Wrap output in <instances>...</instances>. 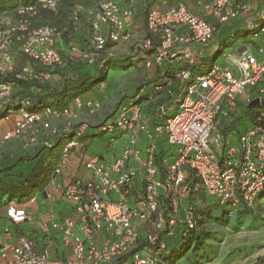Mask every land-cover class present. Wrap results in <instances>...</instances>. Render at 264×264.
<instances>
[{
	"label": "built area",
	"instance_id": "1",
	"mask_svg": "<svg viewBox=\"0 0 264 264\" xmlns=\"http://www.w3.org/2000/svg\"><path fill=\"white\" fill-rule=\"evenodd\" d=\"M123 1L125 7L120 6ZM135 1L101 2L91 12L89 40L84 46L71 44V56L109 71L107 62L115 55L108 49L130 43L131 56L146 68L166 66L165 84L154 83L143 103H122L110 122L98 126L99 132L108 134L115 161L101 162L104 155L87 158L86 178H72L62 188L72 213L58 219L52 215L42 223L41 245L24 237L10 246L6 264H164L172 239L178 233L184 238L197 228L195 206L201 204L202 193L223 206L229 218L240 208L256 210L258 204L264 218V88L258 90L256 105L251 106L254 98L245 99V109L253 113L251 125L236 143H226L219 128V118L236 111L235 98L261 82L264 60L245 47L239 53H225L224 67L191 70L198 63L194 47L205 45L216 25L182 2L151 6L145 23L148 35L136 38L125 29ZM59 4L60 0H30L0 12V145L26 137L31 146L39 142L48 146L49 137L60 140L52 183L84 139L87 125L75 126L74 109L42 104L16 89L22 81L48 83L63 65L55 46L61 30L54 24L34 23L43 11L57 12ZM246 9V0H211L204 5L219 23ZM70 16L73 26H78V13L72 11ZM256 18L262 22L251 25L250 29L258 28L252 37L264 39V9ZM73 101L77 107L96 108L79 95ZM147 107L151 112H146ZM152 117L153 132L149 130ZM142 135L145 146L140 145ZM118 137L124 139L120 151L114 148ZM160 140L173 154L158 167L155 154ZM54 231L71 245L70 257L53 255Z\"/></svg>",
	"mask_w": 264,
	"mask_h": 264
},
{
	"label": "crops",
	"instance_id": "2",
	"mask_svg": "<svg viewBox=\"0 0 264 264\" xmlns=\"http://www.w3.org/2000/svg\"><path fill=\"white\" fill-rule=\"evenodd\" d=\"M210 1L136 0L133 16L125 19V29L134 37H137L140 20L145 13H148L151 6L162 7L182 2L190 11L216 25V30L210 40L203 46L194 47L198 63L192 67V70L203 72L209 67L218 66V58L225 52V48L237 42L240 45L231 53H239L243 48L247 47L248 52L255 55L258 60H264V53L261 52V49H264V39L262 36L252 37L246 34V31L252 24H255L257 21L260 22L259 19L257 20L256 15L260 10L264 9V0H246L247 9L240 12L236 18L225 23L217 22L211 13L205 12L204 5ZM99 4V0H60L57 9L59 12L58 16L43 13L34 21L35 25L50 23L61 30V34L55 36V46L61 54L63 65L56 70L48 83L36 84L22 81L17 86L16 92L30 95L38 101H52L58 108L70 107L74 109L77 113L75 126L85 123L87 125L86 132L89 135L81 141L77 148L72 150L62 174L55 176L53 183L51 171L40 190L34 192L29 198L18 200L17 198L9 199L7 196H4L0 200V264H6L11 258L10 246L15 245L24 237L32 238L41 245L44 236L40 227L52 215L58 219L72 213L70 202L62 197V188L72 178H86L87 175L83 168V162L87 158L97 155L95 152L89 153L87 147L90 143L97 141L96 139L98 138L94 135V132H99L98 126L112 116L122 103L129 100L143 103L150 97L154 83L162 82L165 84L166 66L152 65L146 68L141 60L131 56L130 43H125L124 45H119H121V48L126 49V54L123 56L114 54V71L109 72L110 69L104 74L103 81L96 83L86 91H82V87L88 85L87 82L91 79L98 78L100 72H98L97 68L87 64L77 56L72 57L69 49L71 44L84 46L89 40L93 32L91 27V12L97 9ZM126 5L125 1L120 3L121 7H125ZM236 6L237 2L232 4L233 8ZM72 11L77 12L79 15L78 26H73L70 18ZM258 37L262 39L260 44L258 41H255ZM254 48L260 54L254 53ZM125 49L121 51H125ZM66 84L67 86L63 90L62 88ZM80 85H82L81 90H79ZM260 88H264V75L256 87H247L242 94L235 98L232 103L236 110L234 113L230 112V116L219 118V128L225 137L226 143H236L239 135L251 125V116L247 113L244 106L245 99L252 97L254 100H257ZM75 95H79L84 102L91 100L96 108L90 109L85 105L77 107L73 101ZM261 100L264 103V93L261 95ZM151 109L149 107L145 108L146 112H151ZM223 110H227L226 106H224ZM153 123L154 119L152 117L149 121V130L151 132H153ZM39 132H45V130L41 129ZM146 141V136L142 135L140 145L145 146ZM48 142V146L44 145L48 148L43 149L42 153H40V159H43L44 166L51 164L50 166H52L53 170L54 165L59 160L61 142L55 137H49ZM39 143L43 144L42 142ZM119 143L120 146H123L124 139L121 138ZM106 144L109 149H106L105 153L112 150L109 140H107ZM117 145L115 141V149H117ZM10 151L19 150L11 149L10 142L8 141L0 145V163L1 161L5 162V157ZM105 153H102V155H105ZM243 209L245 208L238 209L230 220L232 222L236 221L235 219L250 222L256 220V223L262 225L261 229L264 231L263 216H257L255 219L250 213H243L245 211ZM52 243L54 256L61 258L71 256V245L68 242L64 243L58 231L53 232Z\"/></svg>",
	"mask_w": 264,
	"mask_h": 264
},
{
	"label": "trees",
	"instance_id": "3",
	"mask_svg": "<svg viewBox=\"0 0 264 264\" xmlns=\"http://www.w3.org/2000/svg\"><path fill=\"white\" fill-rule=\"evenodd\" d=\"M29 1L30 0H0V12L11 11L18 5L28 3ZM43 13H50L52 16L59 15L58 11L56 13L43 11L41 14ZM261 22L262 21L260 20L259 23ZM256 30H258V28H249L246 31V34L252 36ZM107 66L109 68H113L115 66V62L113 60H108ZM94 67L96 68V66ZM98 72H100L99 77L91 79L89 82H87L88 85L83 86L82 91H86L87 89L92 88L96 83L103 81L104 74L108 71L98 69ZM66 86L67 84L63 86L62 89L64 90ZM81 86L82 85L79 86V90H81ZM39 102L42 104L47 103L54 105L52 101ZM250 111L251 110L247 111V113L253 115V113ZM98 133L99 136L104 135L102 132L94 133V135L98 136ZM88 135V132H86L85 137ZM40 144L41 143H38L31 148L20 149L19 151H10L5 157V162L1 161L0 200L4 196H7L9 199L17 198L18 200H21L29 198L34 192L40 190L41 186L45 183L47 176L52 171V166H50L51 164L44 166L43 159H40V153H42L43 149L48 148L44 146V144H41V146ZM172 154V148L168 145H164L163 141L160 140L158 142L155 154L156 165L159 167L162 159L165 157H170ZM200 200L201 204L195 206L197 228L192 230L189 235L184 238H180L178 233L177 236L172 239V241L169 243L170 252L163 260L164 264H207L210 261L209 253L211 246L208 243V231L205 230L204 226L211 222L220 226H227L230 222H232L227 216V213L224 211L223 206H220L213 201H209L206 199L203 193L200 194ZM243 210H245L243 213H250L254 218L261 216L262 213L259 204L257 205L256 210H250L246 208ZM235 220L237 221V219Z\"/></svg>",
	"mask_w": 264,
	"mask_h": 264
},
{
	"label": "rangeland",
	"instance_id": "4",
	"mask_svg": "<svg viewBox=\"0 0 264 264\" xmlns=\"http://www.w3.org/2000/svg\"><path fill=\"white\" fill-rule=\"evenodd\" d=\"M99 1L101 3L104 0ZM146 14L147 13H145V15L142 16V19L140 20V26L138 27L139 34L136 38L145 37L147 34L145 26V18L147 16ZM255 41H258L260 44L262 39L258 37L255 39ZM121 45H114L108 50L115 55L123 56L126 54V49L121 48ZM239 45L240 44L237 42L234 45L225 48V52L218 58V67L225 66V53L236 50ZM122 49H125V51H121ZM253 50L255 51L254 53L260 54L256 48ZM113 71V68H111L109 72ZM173 113L174 110L172 109L168 112V115L171 116ZM116 114L117 110L106 121L110 122ZM107 135L108 134L106 133L102 136H99L98 133V139H96L97 141L90 143L87 147V151L89 153L95 152L98 156L102 155V153H105L104 151L109 149L106 144L108 137ZM120 140L121 138L116 140L118 144V151H120L122 147L119 143ZM8 142H10L11 149L14 150L32 147L27 137L25 139H11ZM114 152L115 150L106 152L104 159L101 162L108 163L115 161L116 158L113 156ZM187 204L188 200H184V205ZM204 228L206 231H208V243L211 246L209 253L210 261L207 264H264V231L261 229L262 225L260 223H256V220L253 222L247 220H237L230 222L227 226H220L211 222L205 225Z\"/></svg>",
	"mask_w": 264,
	"mask_h": 264
},
{
	"label": "water",
	"instance_id": "5",
	"mask_svg": "<svg viewBox=\"0 0 264 264\" xmlns=\"http://www.w3.org/2000/svg\"><path fill=\"white\" fill-rule=\"evenodd\" d=\"M257 103H258V101L254 100V101L251 102V106L256 105ZM100 158L102 159V157H100ZM43 194H45V192H43Z\"/></svg>",
	"mask_w": 264,
	"mask_h": 264
}]
</instances>
